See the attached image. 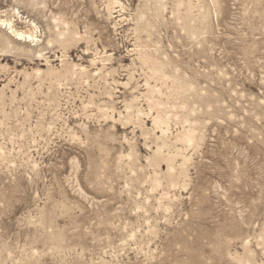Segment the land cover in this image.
I'll return each mask as SVG.
<instances>
[{
	"label": "rangeland",
	"instance_id": "1",
	"mask_svg": "<svg viewBox=\"0 0 264 264\" xmlns=\"http://www.w3.org/2000/svg\"><path fill=\"white\" fill-rule=\"evenodd\" d=\"M0 264H264V0H0Z\"/></svg>",
	"mask_w": 264,
	"mask_h": 264
},
{
	"label": "bare ground",
	"instance_id": "2",
	"mask_svg": "<svg viewBox=\"0 0 264 264\" xmlns=\"http://www.w3.org/2000/svg\"><path fill=\"white\" fill-rule=\"evenodd\" d=\"M61 36V35H60ZM64 37V36H63ZM63 37H62V39H63ZM64 40V39H63Z\"/></svg>",
	"mask_w": 264,
	"mask_h": 264
}]
</instances>
